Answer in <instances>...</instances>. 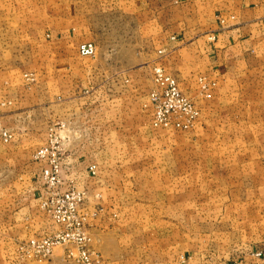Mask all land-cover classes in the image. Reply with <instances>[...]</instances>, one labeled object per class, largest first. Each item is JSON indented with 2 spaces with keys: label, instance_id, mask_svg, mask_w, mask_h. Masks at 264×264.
Wrapping results in <instances>:
<instances>
[{
  "label": "rangeland",
  "instance_id": "rangeland-1",
  "mask_svg": "<svg viewBox=\"0 0 264 264\" xmlns=\"http://www.w3.org/2000/svg\"><path fill=\"white\" fill-rule=\"evenodd\" d=\"M146 23L108 0H0V78L15 77L11 86L0 84V109L35 110L6 122L31 127V144L12 158L4 155L12 149L0 147V173L39 177L47 230L58 225L43 205L56 193H80L77 217L94 264L263 259L264 57L259 67L218 78L196 75L187 59L172 61ZM72 28L87 36L52 35ZM86 43L94 44L93 56L80 53ZM167 79L192 112L179 109L167 127L155 126L152 94L165 92ZM0 137L9 142L13 134L2 127ZM79 153L96 161L89 176H78ZM50 230L33 228L12 243L0 230V264L64 253L59 246L47 258L33 257L28 244L56 232ZM95 235L104 236L103 258Z\"/></svg>",
  "mask_w": 264,
  "mask_h": 264
},
{
  "label": "crops",
  "instance_id": "crops-1",
  "mask_svg": "<svg viewBox=\"0 0 264 264\" xmlns=\"http://www.w3.org/2000/svg\"><path fill=\"white\" fill-rule=\"evenodd\" d=\"M47 1L30 0L31 3L37 4ZM108 3L111 7L118 8L123 16H135L141 21L146 20L147 26L155 27L160 33L163 47L171 53L172 61L176 65L181 62L186 64L183 59H187L196 75L218 78L232 70L259 67V60L264 57V0H108ZM221 19L226 22L221 23ZM70 30L55 31L52 35L71 33L69 35L76 39V42H81L80 38L87 36L85 29ZM39 31L43 37L49 32L45 28ZM0 80V84L5 87L15 83V77L11 76L2 77ZM6 98L5 106L11 104V99ZM33 112L35 110L30 107H10L3 110V113L0 111V132L4 127L13 134L9 142H4L0 137V147L12 149L8 150V153L5 152L6 157L12 158L18 149H23L24 152L31 144V127H14L13 123L7 127L6 122L16 117H24L26 120L27 116L34 114ZM79 154L74 161L78 176H89L88 167L96 161L90 158V154ZM102 174L98 169L96 175L104 176ZM38 179L34 172L29 171L10 175L0 173V230L7 234L5 243L26 240L33 228L43 233L50 228L52 232L58 229L54 224H50L48 230L46 228L48 222L40 206L42 190L38 187ZM97 228H101V225L96 224L95 229ZM100 236L95 235L93 239L95 246L100 248L98 251H102L104 243V236ZM103 254L104 252L101 254L102 258ZM240 261L241 263L237 264H264V258L259 259L256 256L250 257L249 261L247 258ZM202 263L204 261L199 264ZM31 264L73 263L67 261L64 253L59 250L57 253L54 251L51 260ZM168 264L182 263L176 261L174 256H171V259L169 256Z\"/></svg>",
  "mask_w": 264,
  "mask_h": 264
},
{
  "label": "built area",
  "instance_id": "built-area-1",
  "mask_svg": "<svg viewBox=\"0 0 264 264\" xmlns=\"http://www.w3.org/2000/svg\"><path fill=\"white\" fill-rule=\"evenodd\" d=\"M79 51L83 56H93L95 46L93 43H86L80 46ZM165 84L167 85L165 92L152 94V100L155 103V126L167 127L170 124V116L177 113L179 109L186 113L192 112L187 99L181 95L174 82L167 79ZM177 126L180 125L177 124ZM93 168H91L92 171ZM81 200L80 193L67 191L56 193L51 203L43 205L60 229L52 235L30 241L28 246L33 249V257L47 258L52 255L56 247L61 246L64 248L66 259L73 264H94L93 254L88 248L89 239L86 236L84 225L77 217L78 203Z\"/></svg>",
  "mask_w": 264,
  "mask_h": 264
}]
</instances>
